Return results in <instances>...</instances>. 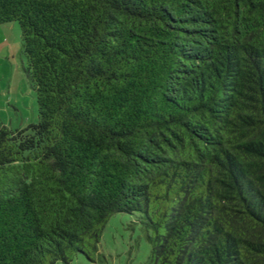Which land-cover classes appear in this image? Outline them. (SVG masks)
I'll return each mask as SVG.
<instances>
[{
    "label": "trees",
    "instance_id": "obj_1",
    "mask_svg": "<svg viewBox=\"0 0 264 264\" xmlns=\"http://www.w3.org/2000/svg\"><path fill=\"white\" fill-rule=\"evenodd\" d=\"M39 119L0 126V264H71L118 214L146 264H264V0H0Z\"/></svg>",
    "mask_w": 264,
    "mask_h": 264
},
{
    "label": "rangeland",
    "instance_id": "obj_2",
    "mask_svg": "<svg viewBox=\"0 0 264 264\" xmlns=\"http://www.w3.org/2000/svg\"><path fill=\"white\" fill-rule=\"evenodd\" d=\"M18 22L0 26V126L24 129L39 119L36 92L28 73ZM134 218L113 216L107 224L99 252L91 259L78 255L71 264H146L151 234Z\"/></svg>",
    "mask_w": 264,
    "mask_h": 264
}]
</instances>
